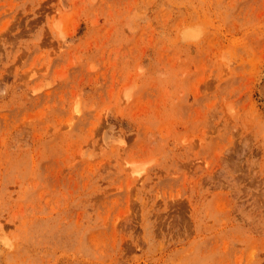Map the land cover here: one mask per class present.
I'll return each mask as SVG.
<instances>
[{"label": "rangeland", "instance_id": "obj_1", "mask_svg": "<svg viewBox=\"0 0 264 264\" xmlns=\"http://www.w3.org/2000/svg\"><path fill=\"white\" fill-rule=\"evenodd\" d=\"M0 264H264V0H0Z\"/></svg>", "mask_w": 264, "mask_h": 264}]
</instances>
